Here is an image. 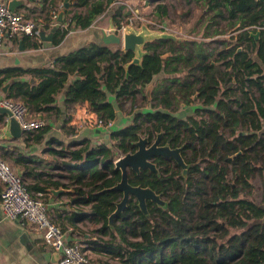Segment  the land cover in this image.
I'll use <instances>...</instances> for the list:
<instances>
[{"label": "trees", "instance_id": "trees-1", "mask_svg": "<svg viewBox=\"0 0 264 264\" xmlns=\"http://www.w3.org/2000/svg\"><path fill=\"white\" fill-rule=\"evenodd\" d=\"M115 1L73 0L84 12H74L50 44L58 45L73 28H89ZM195 1L206 15L202 36L149 43L141 67L131 66L127 72L124 65L132 54L112 51L103 42L60 57L51 68L0 70V90L9 82L5 98L22 101L45 120L84 102L106 125L128 102L132 109L139 97L152 104V110L136 113L129 125L113 127L105 143L93 146L82 140L55 151V165L68 174L66 183L56 182L54 188L73 192L75 208L86 210L90 223L98 226L100 238L93 244L118 264H264V4ZM152 3L156 18L165 20L164 1ZM121 8L111 17L114 36L125 26L118 19ZM45 20L50 31L53 23ZM257 31L255 40L251 34ZM21 37L32 40L28 46L33 49L43 44L42 35L39 41ZM149 85L150 101L145 92ZM60 95L63 109L56 103ZM194 96L198 107L192 115H173L176 105L187 106L195 102ZM158 134L164 145L183 146L191 168L183 176L173 159L157 158L158 174L129 171L131 186L161 194L167 208L147 201L146 217L131 198L111 229L108 218L122 198L121 192L108 190L121 179L114 162L133 154L139 137L152 142ZM255 177L261 184L260 204L255 201Z\"/></svg>", "mask_w": 264, "mask_h": 264}, {"label": "crops", "instance_id": "crops-1", "mask_svg": "<svg viewBox=\"0 0 264 264\" xmlns=\"http://www.w3.org/2000/svg\"><path fill=\"white\" fill-rule=\"evenodd\" d=\"M10 1L12 0H0V4L8 5ZM18 1L20 4L16 6L15 12H27L41 22V34L43 36L41 41L43 44L40 48L33 49L28 46L32 40L24 41L21 36L5 37L0 49V70L21 69L26 71L43 67L51 68L56 59L89 43H104L98 38L99 31L104 32L107 36L113 35L112 33L115 31L111 20L112 15H107L105 11L94 20L89 28L84 30L73 28L74 31L70 30L58 45L53 46L50 42L53 39V34L57 31L52 32L55 24L49 31L48 28L44 27V22L47 17L51 19L52 14L58 13L63 6V0ZM144 1L146 0H141L142 3ZM116 2L120 6H124L121 5L124 3L129 5L125 0H116L114 3L116 4ZM114 3L109 6L110 9L113 8ZM67 11L63 16L62 27H66L74 12H84L74 5ZM204 21L205 19L199 20L201 27L198 32L202 30ZM50 35L51 41H47ZM108 45L112 51L121 46L119 43ZM4 84H9V82ZM2 88L0 101L6 97L7 93H4ZM62 99V95H60L56 100L61 109H63ZM34 116L41 117L42 115ZM94 118L95 115L90 112L89 105L81 102L70 112L63 110L61 116L46 119V127L39 130L42 132L41 134L39 131L26 135L22 133L20 138H14L9 132V116L0 114V156L10 162L15 172L23 177L28 184L31 195L42 199L53 221L70 241L78 240L84 244L92 245L90 264H113L115 262L101 251L98 245L93 244L96 243L93 239L100 238L96 235L97 233L93 230L91 232L84 231L85 225L90 223V217L86 210L79 211L75 208L74 195H70L73 192L56 196L49 191V189L60 188H54V183H66L67 181L64 176L68 174V170L65 167L55 165L59 159L55 151L72 148L75 143L82 140H89L93 146L100 145L108 141V134L113 127L120 129L129 125L133 120V117H125L120 112L111 128H107L102 125H90L88 120ZM68 129H71L72 132L66 133L65 131ZM36 135H39L37 140L35 139ZM42 188L45 191H41ZM1 190L2 185L0 184ZM0 264H59V255L45 247L41 232L28 225H22L18 221L6 219L0 205Z\"/></svg>", "mask_w": 264, "mask_h": 264}, {"label": "built area", "instance_id": "built-area-1", "mask_svg": "<svg viewBox=\"0 0 264 264\" xmlns=\"http://www.w3.org/2000/svg\"><path fill=\"white\" fill-rule=\"evenodd\" d=\"M142 4L145 7V4ZM134 15L138 18L137 14ZM56 17V13L52 14L53 25L56 23ZM152 26L160 29L156 23H151L150 27ZM18 36H29L39 41L41 22L27 12H12L8 5L0 4V49L5 37ZM0 107L8 111L9 118H13L18 123L21 132L25 135L38 132L46 126L45 119L30 113L20 100L4 98L0 101ZM88 123L107 128H111L113 124L109 122L104 125L96 117L88 120ZM0 184L2 185L0 205L6 219L18 221L41 232L45 247L59 255V264H90L92 245L78 240L70 241L55 224L42 199L31 195L23 177L19 176L1 156ZM93 240L96 241V238Z\"/></svg>", "mask_w": 264, "mask_h": 264}, {"label": "water", "instance_id": "water-1", "mask_svg": "<svg viewBox=\"0 0 264 264\" xmlns=\"http://www.w3.org/2000/svg\"><path fill=\"white\" fill-rule=\"evenodd\" d=\"M258 1L264 4V0ZM18 4H20L18 0H12L8 3V7L12 12H15V8ZM74 4L75 3L69 2L68 0H63V6L57 13L56 23L52 30L53 33L60 28L65 12ZM72 31H74V29H72ZM251 36L257 40L259 32L257 31L255 34H251ZM98 38L103 40L106 44L119 43L121 45V52H130L132 54L131 60L124 65L126 72L131 66L141 67L142 60L144 56L147 55V51L145 50V46L147 44L159 40H171L175 43H181L186 40L184 37H179L175 33H169L167 30H152L143 23H140L139 25L128 24L123 26L119 31L118 36H107L104 32L99 31ZM47 41H51V35L48 36ZM8 87L9 84H6L2 88V91L4 93L7 92ZM151 89L152 85H149L146 89V95L149 100L151 99ZM195 99L196 97L194 96L193 100ZM0 114L9 115L8 111L1 107ZM9 132L14 138H20L22 134L18 123L13 118H10L9 120ZM160 137L161 134H158L157 138L152 141L151 144L148 143L149 141L147 137H139L138 141L134 144L136 151L133 154L121 156L114 162V168L120 171L121 179L114 187L108 190L121 192L122 198L118 203H116L114 212L108 218V225L111 229L113 228L114 218L122 213L131 198L137 202L139 210L146 217L149 215L147 210V201L155 203L162 209L167 208V202L162 199L161 194H156L149 188L131 186L127 180V173L129 171L139 174L141 170L146 169L152 173L158 174V170L152 160L156 157L162 156L172 158L175 163L183 169L182 175H186V169L188 166L184 163L180 154L181 149H171L168 143L164 146H160ZM49 191L56 196L71 192V190L63 189L62 187L56 190L49 189ZM261 209L264 210V204L261 205ZM261 223H264V217L261 220Z\"/></svg>", "mask_w": 264, "mask_h": 264}, {"label": "rangeland", "instance_id": "rangeland-1", "mask_svg": "<svg viewBox=\"0 0 264 264\" xmlns=\"http://www.w3.org/2000/svg\"><path fill=\"white\" fill-rule=\"evenodd\" d=\"M125 1L129 5H126L125 3L121 4L124 6L123 9L121 8V16L118 18L122 25H139L140 23H143L152 30L159 29L154 26L150 27L151 23H156L158 25L159 23H161L160 20L156 18V15L153 12L154 3H151V0H146L147 4L144 3L145 7L143 6L141 0ZM152 1L155 2L157 0ZM164 4H166L167 6V16L164 23L162 22L163 24H160V26L166 27L169 33H175L177 34V36H186L192 39H199L202 36V30L198 32L199 28L201 27V23H199V20L202 21L203 19H205V14L202 12L203 8L200 6V2H197L195 0H189V2H187L186 0H164ZM118 6H120L118 2H116V4L114 3V5L112 6L113 8L110 9L109 7L106 10V14L113 15L116 9H118ZM80 11H84V9H80ZM134 14H137L138 18ZM140 19H142V21ZM221 38H227V36L224 35L221 36ZM134 105L135 108L132 109L131 103H126L124 110L122 111L125 117H134L136 113L152 110V104L145 103L140 97ZM197 107L198 104L196 102H193L192 104H189L187 106L176 105L173 115L179 118H185L189 115H192ZM6 162L13 168L10 162ZM253 185L256 189L255 201L256 203L260 204L262 196L261 184L258 177H255ZM88 225H85L86 229L84 231L91 232L93 230V232H96V235L99 236L98 232L95 230L98 226H95L92 223H89ZM113 264H118V262L115 261V263Z\"/></svg>", "mask_w": 264, "mask_h": 264}, {"label": "flooded vegetation", "instance_id": "flooded-vegetation-1", "mask_svg": "<svg viewBox=\"0 0 264 264\" xmlns=\"http://www.w3.org/2000/svg\"><path fill=\"white\" fill-rule=\"evenodd\" d=\"M157 1H160V0H157ZM164 1V0H163ZM153 1L151 0V3H152ZM144 3L145 4H147L146 3V1H144ZM154 12V11H153ZM166 20V19H165ZM165 20H161L160 22L161 23H159V26H160V24H163L164 23V21ZM163 22V23H162ZM162 28H164V29H162ZM160 29L161 30H165L166 29V27H164V26H160ZM179 37H184L186 40H191L192 38H188V37H186V36H179ZM195 39V38H194ZM164 58H166L167 57V55H165V56H163ZM162 57V58H163ZM147 89V88H146ZM146 89H145V92H146ZM148 98V97H147ZM149 100V99H148ZM151 100V99H150ZM149 100V101H150ZM192 100H193V98H192ZM196 100V99H195ZM195 100H193V101H195ZM196 102V101H195ZM192 104V103H191ZM182 106H184L183 104H181ZM155 138H157V136L155 137ZM163 136L161 135V137H160V142H159V145L160 146H164V144H163ZM149 144H151V142H148ZM169 147H170V145H169ZM171 148V147H170ZM177 148H180L181 149V151H180V154H181V156H182V158H183V155H182V150H183V146L182 145H180V146H178ZM171 149H173V148H171ZM176 149V148H175ZM157 158H161V159H169L168 157H162V156H159V157H156V158H154L153 160H152V162L154 163V161H155V159H157ZM170 159H172V158H170ZM183 161H184V163L188 166L187 167V169H186V174H187V172H188V170L191 168V165H189V164H187L186 162H185V159L183 158ZM179 167V166H178ZM180 168V167H179ZM180 170H181V172L183 173V169H181L180 168ZM186 176V175H185Z\"/></svg>", "mask_w": 264, "mask_h": 264}]
</instances>
